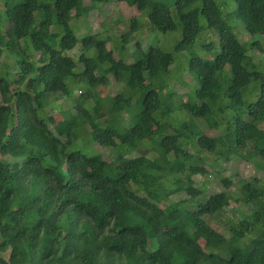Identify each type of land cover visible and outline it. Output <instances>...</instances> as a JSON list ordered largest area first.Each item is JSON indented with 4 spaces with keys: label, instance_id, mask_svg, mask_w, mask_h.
I'll use <instances>...</instances> for the list:
<instances>
[{
    "label": "trees",
    "instance_id": "16d2710c",
    "mask_svg": "<svg viewBox=\"0 0 264 264\" xmlns=\"http://www.w3.org/2000/svg\"><path fill=\"white\" fill-rule=\"evenodd\" d=\"M109 1L24 0L0 10V156L10 158L0 159V264H264V182L239 179L238 197L230 177L212 195L193 178L208 175L203 163L215 170L225 151L264 169L263 62L250 55L264 53V0H126L144 23L132 19L119 58L109 37L80 38L71 25ZM235 21L257 39L243 42ZM142 25L180 33L175 51L211 53L189 59L198 83L189 102L170 85L173 51L138 44L126 61ZM110 77L125 86L114 97L119 110H91ZM61 98L71 109L58 123L51 113ZM177 194L194 201H174ZM232 199L248 212L234 210L228 238L211 222Z\"/></svg>",
    "mask_w": 264,
    "mask_h": 264
},
{
    "label": "rangeland",
    "instance_id": "374dc122",
    "mask_svg": "<svg viewBox=\"0 0 264 264\" xmlns=\"http://www.w3.org/2000/svg\"><path fill=\"white\" fill-rule=\"evenodd\" d=\"M24 0H0V10L5 9L7 6H13L23 3ZM85 4H91V0H85ZM138 19L144 23V18L141 15V12L137 10L136 7H131L126 0H110L106 3H100L97 5L93 10H91L86 15L82 16L79 19H73L71 21V25L75 28L80 38L84 37L87 33L100 35L99 38L105 39L109 37L108 46L110 49L114 51V55L116 58H119V48L117 47V43L122 41L123 35L126 34L130 30V23H132V19ZM234 31L238 34L239 38L243 42H251L257 39V37H252L249 34L244 26L238 24L237 21L234 22ZM142 31L139 33H135L130 38L129 42L126 43V61L133 62L134 61V52L138 49V44L141 45L143 49L148 48L149 46H161L162 48L166 49L167 51H173L176 63L172 66L174 74L177 76L176 80L171 81L170 85L174 88L175 92L177 93V100H181L183 102H189L191 100L190 93L193 90H196L198 87V83L196 79L190 75L188 72V64L189 59L192 56L201 55L206 58H212L211 53L206 52L204 48L200 45H197L188 51L178 52L175 51V46L180 39V33H173V34H162L157 31H151L148 26L142 25ZM205 34H212L208 27L205 30ZM82 52V48L79 45L72 51L70 54L75 57L79 58V55ZM95 52H90V55H94ZM256 63H262V70L264 71V53L260 50H253L250 54ZM83 65L79 64L77 69H82ZM160 74L165 77L168 75L167 72L160 69ZM181 78H185V83L181 81ZM143 92H147L150 89L149 84L141 85ZM74 89V96L80 94L81 91L73 85ZM125 90V86L123 83L117 82L113 77H110V82L107 87L99 86L94 90V98L91 102L87 103L88 108L91 110L97 103H99L103 111L109 114L116 112L119 110L118 105L114 101V97L123 92ZM195 92V91H194ZM82 94V93H81ZM80 94V95H81ZM57 104H61L60 106H54L52 108V115L55 117L56 121L59 123L64 120L65 112L64 110L71 109V102L67 99L61 98L57 101ZM129 125L132 126L133 124L129 122ZM202 130L214 137L219 135V131L217 129L209 128L207 125L202 126ZM81 144H84L81 140H79ZM186 150L191 153L195 154L196 149L191 145L186 146ZM108 153L110 152L107 150ZM107 153V154H108ZM141 153H135L134 156H139ZM209 157V156H208ZM206 157V158H208ZM0 159L5 161H9L10 158L5 157ZM213 156L211 155L207 162L213 163ZM205 168L208 170V175H196L194 176L196 186H201L202 188L205 187L206 194L212 195L218 193L225 189L222 183V177H230L234 182L235 185L232 186L230 191L232 194H236L239 197V193L237 192V184L236 182L239 179H252L258 178L264 182V169L259 167L253 161H248L246 159H241L235 157L230 151H225L221 154V160L217 161L216 169L214 170L213 167L209 166V163H203ZM127 163H124L123 166H126ZM174 201H181L183 199H188L189 204H191L194 199L189 198L185 194H177L172 197ZM165 205V204H163ZM241 209L244 212H248V209L245 205L237 202L236 199L231 200L230 206L225 210L223 216H220V219L212 220L211 224L217 228L220 232H222L225 236L230 238L232 233L227 228L223 227L225 222L234 217H238L235 213V209ZM218 220H221L218 222ZM183 224L182 220L179 221ZM63 226L67 231L70 226V219H66L63 222ZM185 228L189 227L184 224ZM196 240L202 245L205 246V241L197 235H194ZM245 242H249V239L245 240Z\"/></svg>",
    "mask_w": 264,
    "mask_h": 264
}]
</instances>
